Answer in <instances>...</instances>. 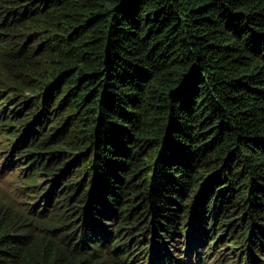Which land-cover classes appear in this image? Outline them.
Instances as JSON below:
<instances>
[{
    "label": "trees",
    "instance_id": "obj_1",
    "mask_svg": "<svg viewBox=\"0 0 264 264\" xmlns=\"http://www.w3.org/2000/svg\"><path fill=\"white\" fill-rule=\"evenodd\" d=\"M0 137V264H264V0H0Z\"/></svg>",
    "mask_w": 264,
    "mask_h": 264
},
{
    "label": "rangeland",
    "instance_id": "obj_2",
    "mask_svg": "<svg viewBox=\"0 0 264 264\" xmlns=\"http://www.w3.org/2000/svg\"><path fill=\"white\" fill-rule=\"evenodd\" d=\"M2 137H0V146L5 148L3 145H1ZM2 147H0V200L11 202L15 207L19 208H28L30 207L29 204H34L37 199L35 194V189L32 187V181H29L26 178H21L20 171L18 168H20L22 165L24 166L25 162L22 161V163H18L15 168H13L15 165H13L10 168H4L3 163L5 161L4 157L5 155L8 156L9 153H5V150H1ZM44 186L45 183H44ZM33 197V198H31ZM39 202V201H37ZM43 204V203H40ZM188 230V229H187ZM186 239H182V248L183 251L186 249ZM212 242H207L206 244H211ZM131 247H129L130 249ZM228 249V247L224 248V250ZM205 250V247H203L202 251ZM202 253V252H201ZM226 253V252H225ZM224 254V253H223ZM203 253L200 255V258L203 257ZM213 254L210 253L207 255L209 258ZM107 264H120V262L113 261V259H110L109 257H106ZM206 260L204 264H211L210 260ZM190 261L192 264H196V253L192 252L190 255ZM124 264H147V256H143V252L138 254L136 257H134L131 262L129 260L125 261ZM171 264H174L173 262ZM189 264V263H188Z\"/></svg>",
    "mask_w": 264,
    "mask_h": 264
}]
</instances>
